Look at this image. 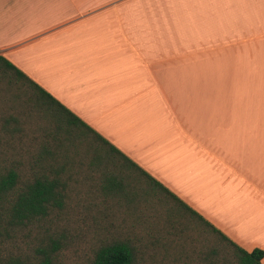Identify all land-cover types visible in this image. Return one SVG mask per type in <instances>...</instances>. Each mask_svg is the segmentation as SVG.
Segmentation results:
<instances>
[{"label": "crops", "instance_id": "0c3cea01", "mask_svg": "<svg viewBox=\"0 0 264 264\" xmlns=\"http://www.w3.org/2000/svg\"><path fill=\"white\" fill-rule=\"evenodd\" d=\"M0 56L264 251V0H0Z\"/></svg>", "mask_w": 264, "mask_h": 264}, {"label": "rangeland", "instance_id": "374dc122", "mask_svg": "<svg viewBox=\"0 0 264 264\" xmlns=\"http://www.w3.org/2000/svg\"><path fill=\"white\" fill-rule=\"evenodd\" d=\"M54 125L32 106L25 85L0 74L1 163L17 160L22 177L50 163L38 158L43 134ZM92 144L97 143L88 135L68 154L63 208L3 239L0 263L92 264L100 247L121 242L133 249L134 264H201L200 252L217 246L216 237L137 171L118 162H93ZM104 150L99 148V154ZM111 178L122 187L111 189Z\"/></svg>", "mask_w": 264, "mask_h": 264}, {"label": "trees", "instance_id": "16d2710c", "mask_svg": "<svg viewBox=\"0 0 264 264\" xmlns=\"http://www.w3.org/2000/svg\"><path fill=\"white\" fill-rule=\"evenodd\" d=\"M0 74H10L16 82L25 85L31 92L32 106L39 111L42 110V113L56 122L51 133L43 134L45 139L38 158L43 163H50L42 164L38 166V169L31 168L30 176L22 177L20 163L17 160H14L11 165L0 162V242L3 239H10L19 229L63 208L68 184L62 176L67 170L68 154L70 150L75 153L81 143L87 141L88 135H91L97 143L89 146H93L92 150L97 154L93 157L95 160L93 162L101 164L104 160L110 161L112 165L118 162L127 170L130 168L137 171L154 187L182 206L191 218L196 219L203 228L216 237L217 246L200 252L201 264H262L263 250L255 248L249 252L238 246L2 56H0ZM99 148L106 149L105 155L99 154ZM57 160L58 162L62 160L60 165L52 166L53 161L58 163ZM121 185L115 179H109L111 189H120ZM134 261L133 249L126 243L115 242L100 247L92 264H134ZM40 264H49L48 259Z\"/></svg>", "mask_w": 264, "mask_h": 264}]
</instances>
